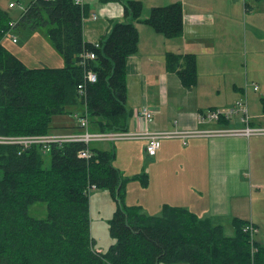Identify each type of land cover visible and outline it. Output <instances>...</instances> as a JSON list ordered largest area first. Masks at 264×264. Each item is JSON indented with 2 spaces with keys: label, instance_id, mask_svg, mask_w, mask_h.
Masks as SVG:
<instances>
[{
  "label": "trees",
  "instance_id": "16d2710c",
  "mask_svg": "<svg viewBox=\"0 0 264 264\" xmlns=\"http://www.w3.org/2000/svg\"><path fill=\"white\" fill-rule=\"evenodd\" d=\"M116 1L123 15L110 20L97 43L84 40V7L74 0H29L17 17L0 5V134L49 133L56 117L73 114L86 115L92 130H127L126 57L137 50L136 22L178 36L182 5L152 6L142 18L140 0ZM39 26L61 66L29 67L3 43L10 29ZM84 51L94 57L84 58ZM166 60L182 84L195 83L193 54L168 53ZM88 71L95 80H86ZM85 147L88 159L78 156ZM113 159V149L83 142L51 143L46 152L41 144H0V264H264V244L243 229L244 220L233 218L234 233L227 236L221 225L183 207L164 204L159 215H149L127 206L125 179ZM89 184L105 188L117 203L108 219L113 241L102 251L90 231ZM38 201L46 203L44 217L28 213Z\"/></svg>",
  "mask_w": 264,
  "mask_h": 264
},
{
  "label": "crops",
  "instance_id": "0c3cea01",
  "mask_svg": "<svg viewBox=\"0 0 264 264\" xmlns=\"http://www.w3.org/2000/svg\"><path fill=\"white\" fill-rule=\"evenodd\" d=\"M28 1L22 6L25 7ZM140 1L143 4L142 18L148 16L152 6L179 1L182 5L183 28L180 35L165 37L149 25L136 22L137 50L126 57V106L131 113L127 131L143 125L138 111L144 104L154 110L152 121L147 123L150 129L175 131L230 127L226 124H231V121H202L199 117L211 108L223 107L246 98L247 89L251 88L246 82V75L238 79L228 76V84H220V79L230 73L226 66L232 68L228 59L229 52L235 47L229 37L233 34L231 21L247 15L244 9L251 8L249 1ZM10 2L13 1L1 0L0 5L6 9L12 8L9 7ZM81 5L84 7L83 38L90 43L97 42L106 33L111 19L123 15L122 4L116 0H81ZM37 47L40 48V44ZM50 49L51 63L45 65L61 66L62 57L53 48ZM216 50L219 52L216 53ZM168 53H190L195 56V83L190 86L182 84L178 74L168 68ZM224 56L225 59L218 61ZM244 72L248 74L246 70ZM251 84L253 88V84L257 83L251 81ZM235 90L243 95L230 103L216 104L220 96L232 95ZM257 90H260L259 85ZM260 94L264 98V89ZM263 111L262 104L261 109L253 106L249 112L252 125L264 124V118L260 117ZM54 121L55 128L51 132L76 129L73 116H58ZM106 141L90 145L110 149ZM143 142L144 146L145 139ZM146 170V173L123 176V202L127 206L137 205L140 212L149 215H159L164 204L183 207L199 218H209L214 224L226 228L227 236L234 233L233 218L252 224L257 232L264 228V135H194L188 137L185 144L178 136L162 137L156 154L148 156ZM97 188L89 190L90 193L93 189L89 203L91 199L107 197L108 214H111L117 203L111 202L107 190ZM230 228L232 232H228ZM256 241L264 244V235Z\"/></svg>",
  "mask_w": 264,
  "mask_h": 264
},
{
  "label": "rangeland",
  "instance_id": "374dc122",
  "mask_svg": "<svg viewBox=\"0 0 264 264\" xmlns=\"http://www.w3.org/2000/svg\"><path fill=\"white\" fill-rule=\"evenodd\" d=\"M7 1L8 0H6V2ZM12 1L15 3V6L7 9L12 16H17L22 11V5H25L26 0ZM240 1L243 2V0ZM248 1L251 4V8L247 10L244 9V11H247L245 12L247 15L244 17L240 16L239 20L233 19L231 21L233 34L229 37L233 40L235 47L229 52L228 59L232 64V68L229 65L226 66L229 67L230 73L229 75L227 73L220 79V84H228V76H235V78L238 79L239 76L244 78L245 75L248 79L246 82H248L251 88V81L256 82L259 85L260 90H253V88L247 89V92L250 91L249 96L246 92V102L248 103L250 112L253 106L257 108L260 107L261 109V104L263 109L262 94L260 93L264 89V0ZM15 35L17 37L16 41L3 38V43L21 60H23L27 66L36 67L51 63L49 61L51 58L50 48L53 47L48 40L45 27L39 26L37 28L24 29L21 27L19 31H15ZM39 44L40 48L37 47ZM218 52L219 50H216V53ZM216 56L219 57V55ZM223 59H225V56L218 61ZM244 70H246L248 74H246ZM242 95V92L240 93L239 90H235L232 95L227 94L226 96H220L217 101L218 103L216 104L220 105L222 103V105H224V103H230L231 100L237 97L239 98ZM228 105L229 104L226 106ZM239 124L240 122L236 121V123L231 122V124H226V126L234 127ZM100 141L101 140L91 141L90 143L91 145H97ZM106 143L109 147H113L115 153L113 164L120 167L119 169L122 177L134 173H146L149 155L144 149L145 145L143 146V139H118V141H106ZM103 189L106 190L103 187L97 188V190ZM92 190L89 195H91ZM123 190L125 191V186L123 187ZM106 198L107 197L99 198L97 200L91 199V202L89 203L90 231L95 246L101 251L106 249L113 241L108 232V217H111L113 212L108 214V199ZM111 202L115 203L116 200L112 198ZM28 213L34 217H44L46 215V203L42 201L35 202L28 207ZM105 218H107V220H104ZM223 231L226 234L227 229L224 228ZM228 232H232V228H230ZM262 235H264V228H260L258 232L256 231L253 237L257 240L262 238Z\"/></svg>",
  "mask_w": 264,
  "mask_h": 264
},
{
  "label": "built area",
  "instance_id": "2783aa9c",
  "mask_svg": "<svg viewBox=\"0 0 264 264\" xmlns=\"http://www.w3.org/2000/svg\"><path fill=\"white\" fill-rule=\"evenodd\" d=\"M76 3L81 4V0H74ZM15 3L10 2L9 7H14ZM20 7V5L18 4ZM25 9L22 6V11ZM15 24V20L11 19L9 25L12 27ZM6 37L11 39V41H16L17 37L15 32L11 29L7 31ZM97 43V42H95ZM82 56L84 58L94 57L93 52L84 51ZM85 78L88 81L95 80V74L91 71H88L85 74ZM83 85L78 84V89L81 91ZM253 89L257 90L258 85L253 84ZM154 110L152 107L144 104L141 106L138 111V117L142 121V126L138 129L131 131H120V130H107V131H98L91 130L88 117L86 115L73 114V117L76 119V129L66 132H49L45 134H31V135H3L0 134V144L6 143H18L22 146H28L30 144H41L42 150L44 152L49 150L51 143H62V142H83L87 145L91 141H114L116 139L122 138H143L145 139V151L149 156L156 154L159 146L160 139L162 137L168 136H178L181 138L182 142L185 144L187 138L194 135H215V134H240L245 136L250 135H264V124L252 125L250 123V115L248 110V105L246 98L235 100L228 106L223 107H214L207 110L204 114H201L199 117L202 121L209 120H225L236 122L239 121L242 123L241 126L234 127H219L215 129H201V130H156L150 129L147 126V123L151 122L153 119ZM261 118H264V111L260 114ZM78 156L81 158L88 159L91 156V151L89 147L82 148L78 151ZM94 184H89L88 191L91 188H94ZM244 230L249 231L251 236H254L256 232L252 224L247 223Z\"/></svg>",
  "mask_w": 264,
  "mask_h": 264
}]
</instances>
